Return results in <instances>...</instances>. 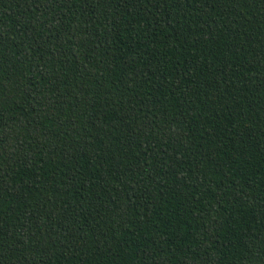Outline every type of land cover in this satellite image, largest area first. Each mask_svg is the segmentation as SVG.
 <instances>
[{"label": "trees", "instance_id": "16d2710c", "mask_svg": "<svg viewBox=\"0 0 264 264\" xmlns=\"http://www.w3.org/2000/svg\"><path fill=\"white\" fill-rule=\"evenodd\" d=\"M0 264H264V0H0Z\"/></svg>", "mask_w": 264, "mask_h": 264}]
</instances>
